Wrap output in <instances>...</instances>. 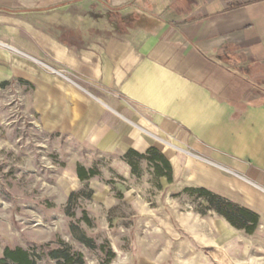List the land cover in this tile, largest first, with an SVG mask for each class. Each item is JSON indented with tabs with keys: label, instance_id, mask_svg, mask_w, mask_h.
Wrapping results in <instances>:
<instances>
[{
	"label": "crops",
	"instance_id": "0c3cea01",
	"mask_svg": "<svg viewBox=\"0 0 264 264\" xmlns=\"http://www.w3.org/2000/svg\"><path fill=\"white\" fill-rule=\"evenodd\" d=\"M8 83L47 133L154 147L174 181L256 213L251 235L213 211L188 229L222 264H264V0H0Z\"/></svg>",
	"mask_w": 264,
	"mask_h": 264
},
{
	"label": "rangeland",
	"instance_id": "374dc122",
	"mask_svg": "<svg viewBox=\"0 0 264 264\" xmlns=\"http://www.w3.org/2000/svg\"><path fill=\"white\" fill-rule=\"evenodd\" d=\"M21 85L0 86V260L21 248L36 264H57L44 246L63 244L84 264L103 262L102 245L114 253L109 264H222L220 248L190 236L189 217L204 203L184 193L186 178L167 183L145 163L132 175L117 154L47 133ZM77 165L98 175L80 181Z\"/></svg>",
	"mask_w": 264,
	"mask_h": 264
},
{
	"label": "trees",
	"instance_id": "16d2710c",
	"mask_svg": "<svg viewBox=\"0 0 264 264\" xmlns=\"http://www.w3.org/2000/svg\"><path fill=\"white\" fill-rule=\"evenodd\" d=\"M121 161L129 167L132 175H139L140 165L145 163L157 178H165L167 183L172 182V167L169 161L154 147H150L143 154L128 150L121 156ZM75 173L80 181H86L98 175V171L94 168H85L82 165L76 166ZM157 187L160 185L157 184ZM184 193L203 201L204 205L201 206L200 210H195L196 213L205 215L207 211H213L225 219L234 229L243 231L248 235L254 233L258 224V216L248 208L235 205L204 188H185ZM44 248H46V256L56 261L57 264H84L81 254L71 251L67 245L62 244L61 247L56 248L45 245ZM100 249L104 254V260L101 264H109L114 258V253L103 245ZM0 261L3 264H36L29 254L21 248H5Z\"/></svg>",
	"mask_w": 264,
	"mask_h": 264
}]
</instances>
